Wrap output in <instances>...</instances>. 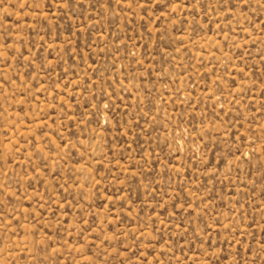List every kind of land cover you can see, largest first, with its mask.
Returning a JSON list of instances; mask_svg holds the SVG:
<instances>
[{
	"label": "rangeland",
	"instance_id": "obj_1",
	"mask_svg": "<svg viewBox=\"0 0 264 264\" xmlns=\"http://www.w3.org/2000/svg\"><path fill=\"white\" fill-rule=\"evenodd\" d=\"M0 264H264V0H0Z\"/></svg>",
	"mask_w": 264,
	"mask_h": 264
}]
</instances>
